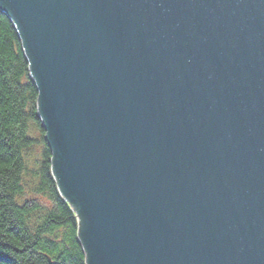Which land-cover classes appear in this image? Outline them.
<instances>
[{"label":"water","instance_id":"obj_1","mask_svg":"<svg viewBox=\"0 0 264 264\" xmlns=\"http://www.w3.org/2000/svg\"><path fill=\"white\" fill-rule=\"evenodd\" d=\"M87 264H264V0H0Z\"/></svg>","mask_w":264,"mask_h":264},{"label":"trees","instance_id":"obj_2","mask_svg":"<svg viewBox=\"0 0 264 264\" xmlns=\"http://www.w3.org/2000/svg\"><path fill=\"white\" fill-rule=\"evenodd\" d=\"M23 41L0 8V264H87L53 157Z\"/></svg>","mask_w":264,"mask_h":264},{"label":"bare ground","instance_id":"obj_3","mask_svg":"<svg viewBox=\"0 0 264 264\" xmlns=\"http://www.w3.org/2000/svg\"><path fill=\"white\" fill-rule=\"evenodd\" d=\"M31 75V74H30ZM31 77H32V75H31ZM33 78V77H32ZM34 80V79H33ZM34 82H36L35 80H34ZM40 119H41V117H40ZM42 121V120H41ZM42 125L44 126V124H43V122H42ZM45 127V126H44ZM47 133H48V131H47ZM49 145H50V143H49ZM50 148H51V145H50ZM51 151H52V148H51ZM52 154H53V151H52ZM52 159V158H51ZM50 166H52V161H51V164H50ZM60 192V191H59ZM61 194V193H60ZM63 197V196H62Z\"/></svg>","mask_w":264,"mask_h":264},{"label":"rangeland","instance_id":"obj_4","mask_svg":"<svg viewBox=\"0 0 264 264\" xmlns=\"http://www.w3.org/2000/svg\"><path fill=\"white\" fill-rule=\"evenodd\" d=\"M24 46V45H23ZM24 50H25V48H24ZM37 106H38V104H37Z\"/></svg>","mask_w":264,"mask_h":264}]
</instances>
